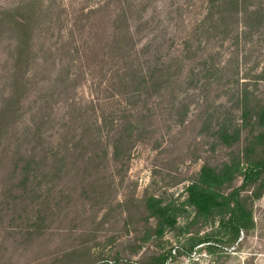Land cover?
<instances>
[{
  "label": "rangeland",
  "instance_id": "rangeland-1",
  "mask_svg": "<svg viewBox=\"0 0 264 264\" xmlns=\"http://www.w3.org/2000/svg\"><path fill=\"white\" fill-rule=\"evenodd\" d=\"M8 1L0 0V8ZM38 1L41 12L23 91L26 114L4 135L0 148V264H135L191 238H226L225 227L215 221L201 223L199 232L177 228L156 243L144 242L154 224L145 219L144 201L150 195L185 201L186 186L205 163L219 166L241 149L243 141L233 148L219 144L212 127L228 111L241 122L237 100L245 85L264 99V30L250 38L213 42L217 74H205L203 62H195L170 90L148 99L149 110L141 101L149 130L144 140L136 141L124 166L112 161L111 150L93 143L78 149L63 177L34 180L24 189L21 157L32 147L42 149L55 141L60 129L69 127L65 116L85 127L88 117L128 107L110 90L121 67L108 50L111 19L125 11L134 25L131 40L136 49L155 39L163 45V59L174 51L172 46L180 49L184 29L203 9L200 0ZM121 23L125 27L123 19ZM11 37L0 32V108L12 91ZM153 51L151 47L141 56L142 63L154 60ZM182 104L187 106L183 121L177 114ZM45 118L56 121L44 123L42 138L22 134L24 120L41 126ZM91 156L92 161H84ZM253 211L255 228L242 233L234 245L216 241L209 252L202 243L190 256L170 264H264V195L254 202ZM180 223L183 226L185 219Z\"/></svg>",
  "mask_w": 264,
  "mask_h": 264
},
{
  "label": "trees",
  "instance_id": "trees-1",
  "mask_svg": "<svg viewBox=\"0 0 264 264\" xmlns=\"http://www.w3.org/2000/svg\"><path fill=\"white\" fill-rule=\"evenodd\" d=\"M200 1L202 12L184 29L179 42L180 49L172 46L174 51L168 52L163 59V45L156 43L155 39L146 40L140 50L136 49L131 40L134 25L125 11L118 12L111 19L112 37L108 50L115 63L121 67L115 71L110 90L112 96L123 98L128 107L121 111H101L94 119L88 117V125L80 126L82 131L78 119H66L68 116H65L63 121L69 127L66 130L60 129L58 137L53 135L55 141L47 143L48 147H45V143L42 149L32 147L30 153L21 157V185L24 189L34 180L49 176L51 179L63 177L64 168L72 162L78 149H87L93 143L107 148V151L111 150L112 161L124 166L136 141L144 140L149 130L146 111H142L139 106L141 101L149 110L148 99L170 90L171 85L181 81L185 70L195 62H203L201 64L205 74H217L220 65L213 62V42H225L233 37L239 39L243 35L250 38L264 30V0ZM0 9V32L4 30L12 35L8 59L13 69L12 91L0 108L1 148L4 135L10 134L25 112L23 91L28 86L27 73L33 53L34 25L41 7L38 0H9ZM122 19L125 27L122 26ZM151 47H154V60L142 63V57ZM190 72L193 73V68ZM237 105L241 122L235 120L232 112L228 111L217 118L212 129L219 144L233 148L243 141L241 149L233 151L230 159L219 166L205 163L186 186L185 201H166L155 195L147 196L144 201L145 219L148 223H154L149 226L144 242L156 243L164 239L166 231L177 228L188 234L199 232L201 223L215 221L225 227L227 237L223 240L212 235L191 238L181 247H172L147 256L135 264H170L181 256H190L194 248L202 243L206 244L209 252H213L216 241L234 245L242 233L249 234L255 228L253 205L264 195V99L260 100L245 85L239 91ZM186 110L187 106L182 104L177 112L181 121L186 116ZM95 113L92 109L91 114ZM86 114L87 110L83 117ZM45 119L47 121L41 126L35 121L30 123L24 120L22 134L42 138L44 123L56 121ZM208 122L212 126L211 120ZM88 136H91L89 140ZM93 159L91 156L84 161L90 162ZM47 166L49 168L45 169ZM38 217L43 219L41 212ZM180 218L185 219L183 226Z\"/></svg>",
  "mask_w": 264,
  "mask_h": 264
}]
</instances>
